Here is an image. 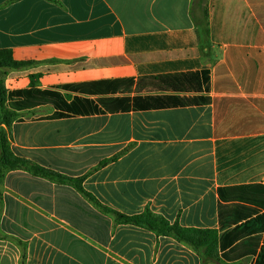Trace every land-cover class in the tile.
<instances>
[{
	"label": "crops",
	"instance_id": "obj_1",
	"mask_svg": "<svg viewBox=\"0 0 264 264\" xmlns=\"http://www.w3.org/2000/svg\"><path fill=\"white\" fill-rule=\"evenodd\" d=\"M194 1L0 0V50L32 63L0 69L5 88L28 89L37 76L34 88L104 111L60 119H46L50 105L17 112L0 126L11 152L84 177L83 190L110 210H148L182 227L219 229V188H264V0L229 6L243 8L253 30L223 43L201 33ZM194 97L209 102L170 105ZM123 99L114 111L100 102ZM250 235L264 245V226L244 239ZM255 260L226 262L219 253L207 260L171 236L116 222L68 184L23 170L0 178V264Z\"/></svg>",
	"mask_w": 264,
	"mask_h": 264
},
{
	"label": "trees",
	"instance_id": "obj_2",
	"mask_svg": "<svg viewBox=\"0 0 264 264\" xmlns=\"http://www.w3.org/2000/svg\"><path fill=\"white\" fill-rule=\"evenodd\" d=\"M203 14L205 15V11H203ZM30 64L32 63L15 61L10 50H0V69H18ZM203 74L205 75L206 72H203ZM185 76L197 77L198 74L189 73ZM35 78L37 76L31 77L30 88L12 91L5 88L3 79L0 78V126L9 127L17 119V112L44 105H50L54 109V112L46 119L90 116L104 112L91 100L75 97L67 102L58 91L38 90L34 88L35 82L33 79ZM98 85L99 83L92 84L93 88L90 92H97ZM65 89H73V87L66 86ZM171 99L170 105L209 102V98L202 97L189 98L186 101L177 98ZM100 102L103 103L104 109L114 111L121 107L120 103H127L128 101L123 99ZM6 170H23L33 176L71 185L103 212L112 214L116 222L142 227L158 235L171 236L178 242L190 245L195 251L203 250L207 260H217L219 253L220 258L226 262H234L252 256L256 257L254 264H264V245H260V236L250 235L244 239L247 234L260 232L264 226V216L258 215L259 208L264 205L261 200L264 196V188L261 186L219 188L217 191L219 229H197L182 227L177 222L169 223L160 215L153 214L148 210L140 214L127 216L100 205L83 190L84 177L64 176L48 168L38 166L27 159L15 156L11 152L6 132L0 128V178L3 171ZM220 231H223V233L219 234Z\"/></svg>",
	"mask_w": 264,
	"mask_h": 264
},
{
	"label": "rangeland",
	"instance_id": "obj_3",
	"mask_svg": "<svg viewBox=\"0 0 264 264\" xmlns=\"http://www.w3.org/2000/svg\"><path fill=\"white\" fill-rule=\"evenodd\" d=\"M241 1L242 0H195V5L198 3L197 5L200 7L198 24L201 33L209 35V32H214L216 35H220V42L223 43L224 39H231L234 35L238 36L248 33L251 29L253 30L251 21L248 15L245 14L243 8L232 10V7H229L235 2L240 4ZM203 11H205V15ZM219 20L221 22L218 27L216 22ZM236 43L245 44V42H235L234 44Z\"/></svg>",
	"mask_w": 264,
	"mask_h": 264
}]
</instances>
